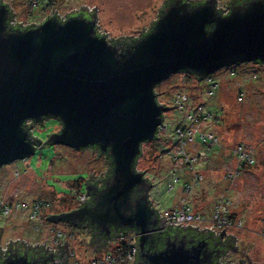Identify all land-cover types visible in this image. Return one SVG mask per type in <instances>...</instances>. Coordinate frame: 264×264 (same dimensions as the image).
I'll return each mask as SVG.
<instances>
[{"label":"water","instance_id":"obj_1","mask_svg":"<svg viewBox=\"0 0 264 264\" xmlns=\"http://www.w3.org/2000/svg\"><path fill=\"white\" fill-rule=\"evenodd\" d=\"M232 1L222 14L215 10L216 0L193 7L164 0L151 30L123 46L96 34V15L79 13L63 21L50 16L34 27L12 29V12L0 2V166L33 154L36 146L55 144L96 146L112 165L102 187L84 184L89 205L50 214L48 220L77 225L87 219L105 233L110 225L137 229L144 264L215 263L206 240L174 230L161 239L159 249L143 250L158 220L165 218L150 205L151 183L134 163L141 143L155 139L162 125L166 107L154 92L162 80L176 72L203 79L223 66L264 64V0ZM50 117L59 121L58 130H48L43 142L31 134V126L24 127L27 119ZM135 187L139 194L132 196ZM178 225L173 228L185 229ZM186 230L212 234L204 228ZM227 239L233 250L234 237ZM19 242L6 246L24 245ZM0 264L38 263L27 253L8 251Z\"/></svg>","mask_w":264,"mask_h":264},{"label":"rangeland","instance_id":"obj_2","mask_svg":"<svg viewBox=\"0 0 264 264\" xmlns=\"http://www.w3.org/2000/svg\"><path fill=\"white\" fill-rule=\"evenodd\" d=\"M2 1L13 9L14 22L23 26L36 25L54 12L63 18L80 9L90 12L96 6L97 30L110 39L141 37L164 6V0H53V7L45 9L42 0L37 4L35 0ZM229 1L216 0L215 7L226 14ZM210 76L218 84L211 97L203 79L183 72L171 74L154 87L157 101L166 107L162 127L156 133L158 139L141 143L135 170L142 171L150 181L148 197L156 211L172 212L181 203L190 202L191 213L206 217L205 221L193 222L196 229H210L216 237L224 229L221 236L234 237L235 248H227L214 264H264V64L223 66ZM182 96L185 97L181 100L182 109H178L177 100ZM200 107L211 113L209 120L199 125L200 130L215 136L216 146L204 158H196L197 169L189 170L181 164L182 157L176 155L181 142L176 127L187 126L185 118ZM58 126L56 118H46L33 124L31 130L43 139L48 130L56 132ZM197 140L198 137L191 145L186 143L185 150L196 153L200 147L193 144ZM238 145L248 156L241 162L236 154ZM106 168L105 157L96 149H73L60 144L37 148L23 159L1 165L0 202L11 208L7 216L0 217V246L19 241L24 245H43L46 241L52 243L58 232L61 235L72 232V238L65 235L64 239H71L77 258L85 264L92 253L84 229L65 222L53 224L48 216L79 207L87 197L83 178L103 174ZM171 172L175 177L190 174L200 180L187 193L180 188L182 180L167 191ZM217 205L225 209V220L220 224L212 222ZM120 240H110L107 250L113 247L126 250L129 239L123 237L127 241L119 245Z\"/></svg>","mask_w":264,"mask_h":264},{"label":"flooded vegetation","instance_id":"obj_3","mask_svg":"<svg viewBox=\"0 0 264 264\" xmlns=\"http://www.w3.org/2000/svg\"><path fill=\"white\" fill-rule=\"evenodd\" d=\"M53 15L58 17L56 14H53ZM44 119L46 118H43V120ZM28 122L31 123L28 126L30 127L33 124L40 123L41 121L34 122L31 119H27L24 122V125H27ZM31 134L35 136L33 133V130H31ZM40 140L41 142H43L45 138L40 139ZM36 147L42 148L44 146H36ZM86 148H92V149L97 150L96 146H90ZM98 154L103 155L105 157V163L107 164L106 171L103 174L98 175L96 177L88 174L87 177L83 180V184H92L100 188L103 185V181L107 179L108 177H110L112 165L110 163V158L107 157L105 153H99L98 151ZM143 177L146 178L144 174H143ZM167 191H170V190H167ZM138 194L139 192L136 189V187L133 188L131 195L136 196ZM148 194L150 193L148 192ZM148 200L151 205V201L149 197H148ZM90 203H91V197L87 196L85 201H83L80 206L84 204L89 205ZM183 204L185 203H181L180 206H182ZM63 212H66V211H63ZM59 213H62V212H59ZM53 214H58V213H53ZM59 222H64V221H59ZM51 223L55 224L58 222L51 221ZM65 223L67 225H70V227L78 226V227L83 228L86 235L88 236V249L92 253L91 254L92 256L86 259L87 263L85 262V264H144L143 259L140 256L142 250L138 244L139 237L141 235L139 230L134 229V228H129V227L128 228H116L115 226L110 225L108 227V231L105 233L103 231H100V229L96 227L94 223H91L87 219H84L83 221L79 222L77 225H73L68 222H65ZM171 230H174V232L178 231L179 236L184 233H187V238H194V239L203 238L204 240H206L208 242V249L214 252L213 262H216L217 260L216 258L221 256L227 250L230 244V242L227 241L228 239L224 238L223 236H220L217 238L213 236L212 234H201L199 232H196V231L194 232L192 230L190 231V230L181 229V228H164L162 226V222L158 220L155 231L152 232L149 236V239H147L143 243V246H142L143 250L159 249L161 247V239L165 237L166 235L170 234ZM65 235H69L71 236V238L73 236L72 232H68V233L65 232V234H62V235L58 233L55 236V238H53L52 243H48L46 241L45 244L43 245H37V244H31V245H25V246L23 245V246H20V249L26 250L25 253H27L29 256H32L37 261L38 264H82L81 259L77 258L75 254L76 253L75 250L71 247V243H70L71 239L66 241V239H64V237L66 238ZM123 237H127L129 239V241L124 240L125 242L127 241L128 247L126 250L124 248L120 249L116 247H113L112 250L110 251L107 250V243L110 240H118V238H120L121 240H120L119 245L124 244L125 242L123 241ZM131 248L133 250L132 260L130 259L131 256L129 255ZM16 250L17 248L15 247L8 248V246H6L4 251L0 252V260H2L6 256L8 251L17 253ZM103 258H106V260H103ZM108 258L110 260H107ZM105 261H108V262H105Z\"/></svg>","mask_w":264,"mask_h":264},{"label":"built area","instance_id":"obj_4","mask_svg":"<svg viewBox=\"0 0 264 264\" xmlns=\"http://www.w3.org/2000/svg\"><path fill=\"white\" fill-rule=\"evenodd\" d=\"M51 14H54V13H51ZM58 18H60V17H58ZM14 20H15L14 17H13V19H9L8 24H10L12 26H16L17 23L14 22ZM60 20H64V17L60 18ZM203 80L205 81V84L207 86V88H206L207 89V95L209 97L213 96L215 94V91H216V88L218 85L217 82L210 76V74L206 75L203 78ZM184 99H185V97L182 96L179 100H177L178 109H182V103H181L182 101L181 100H184ZM210 114L211 113L208 111V109H206L205 107H200L199 110H197V112L192 111L188 114L187 119L185 118V121H187L189 126L188 125L185 126V124H184L183 126H180V128L178 126L176 127L177 136L181 135V142L179 145L180 151L176 155H178L179 157H182L181 158V164H184L185 167H187L189 170L197 169V165L195 166V163H194V161L197 160L196 158H204V155H207L211 151V149L215 148V146H216L215 136L213 137V135L210 132H207L206 130L201 131L200 126H199L203 123H206L209 120ZM161 127H162V125L159 128L161 129ZM197 137L199 138V141L197 140V144H193V146H199L200 148H198L196 150V153H194V154L191 153L190 151L187 152L185 150L186 143L188 145H191V143H193ZM188 140L191 142H189ZM241 147L242 146L238 145V147L236 149L237 150L236 151L237 158L239 159L240 162L242 161V159H245V158L248 159V156L245 154V151ZM172 176H174V175L171 172V179L168 182L167 190H171L172 188H174L175 184L179 181V178H180L179 176H177V177L174 176L173 179H172ZM191 180H192L191 183H188V185H186L184 187V189L182 188L184 193L189 192L191 190V188L193 187V185L195 183H197L200 179L198 177H196V175H191ZM17 206H18V204H17ZM218 207L212 215L214 218V219L212 218V220H213L212 222L214 223V220H215V223L220 224L221 222H223V220H225L224 219L225 218V213H224L225 209H222V206H218ZM10 208L11 207L9 205H5V204H2L0 202V217L7 216L10 213ZM34 210H35V212H37L38 204H36ZM157 213H158L159 218L162 216L165 218V220L162 222V226L164 228H166L168 225H171V228H173L174 226L179 224L178 226H183L186 229L188 226L194 227L195 225H193V222H195V221L197 222V220H199V221H205L206 220V217L203 215H194L193 213H191L190 207L185 205V204H183L180 208L173 210L172 212H167V211L158 212L157 211ZM196 230H198V229H196ZM5 248L6 247H1L0 252L1 251L3 252ZM129 255L131 256L130 259L132 260V258H133L132 248H131ZM103 260H106V258H103ZM107 260H110V259L108 258Z\"/></svg>","mask_w":264,"mask_h":264},{"label":"trees","instance_id":"obj_5","mask_svg":"<svg viewBox=\"0 0 264 264\" xmlns=\"http://www.w3.org/2000/svg\"><path fill=\"white\" fill-rule=\"evenodd\" d=\"M43 2H44V7H45V9H46V7H53V6H51V5H53L54 3H53V0H42ZM171 0H167V3L168 2H170ZM181 1H187L188 3H189V6L190 7H193V6H195V5H197V4H199V3H201V2H203L204 0H199V1H197V2H192V1H188V0H181ZM241 0H233L231 3H238V2H240ZM0 2H3L2 0H0ZM39 2V0H35V3L37 4ZM5 3V2H4ZM35 3L34 4H32V5H30L31 7L32 6H34L35 5ZM40 3H42V2H40ZM7 4V3H6ZM166 5V4H165ZM164 5V6H165ZM30 7V8H31ZM11 10V9H10ZM13 10V9H12ZM215 10L217 11V12H220L221 13V11L219 10V9H217L216 7H215ZM12 12V11H11ZM160 12V11H159ZM79 13H81V14H83L85 17H89V16H91V15H96V13H95V11H91V12H89V11H86V10H79V11H77V12H72V13H69L66 17H68L69 15H74V14H79ZM13 14V13H12ZM50 16H55V15H53V14H51V15H47V16H45V18L44 19H46V18H48V17H50ZM56 17V16H55ZM66 17H64V19L66 18ZM43 19V20H44ZM56 19L58 20V21H63V20H60V18H58V17H56ZM42 20V21H43ZM42 21H40V22H42ZM37 25V24H36ZM36 25H27V26H23V25H20V24H18V25H16V26H11L10 28H12V29H14V28H21V29H27V28H31V27H34V26H36ZM153 26V25H152ZM152 28V27H151ZM151 28L149 29V30H147L145 33H143L141 36H143V35H145V34H147L150 30H151ZM206 29H211V25H208V26H206ZM96 34L98 35V36H105L106 37V39L111 43V44H115V45H120V46H123V45H129V44H131L133 41H135L136 39H138L139 37H137V38H123V39H110V38H107V36H106V34H103V33H100L98 30H97V23H96ZM254 63H258V62H254ZM234 65H236V64H234ZM238 65V64H237ZM183 73H185V72H183ZM186 74H189V75H192L191 73H186ZM24 127L26 128V129H28V125H24ZM97 148V147H96ZM213 149H215V148H213ZM98 150V149H97ZM218 150V149H217ZM140 155V154H139ZM139 157V156H138ZM137 157V158H138ZM135 166H136V161H135V163H134V168H135ZM111 169H112V167H111ZM81 179V178H80ZM179 180H182L183 181V184H182V186L180 187L181 189L183 188L184 189V187L186 186V185H188V183H191V175L189 174L188 176H186V177H184V178H182V177H180L179 178ZM179 182V181H178ZM79 183V182H78ZM81 183V182H80ZM194 185H196V184H194ZM193 185V186H194ZM185 205H187V206H190V202H188V203H185ZM195 232V231H194ZM20 243V242H19ZM16 244V245H11V244H9L8 245V248H17V250H16V252L18 253V254H21V253H25L26 252V250H21L20 249V246H23V245H21V244ZM0 248H1V246H0Z\"/></svg>","mask_w":264,"mask_h":264},{"label":"bare ground","instance_id":"obj_6","mask_svg":"<svg viewBox=\"0 0 264 264\" xmlns=\"http://www.w3.org/2000/svg\"><path fill=\"white\" fill-rule=\"evenodd\" d=\"M216 7H217V6H216ZM10 8H11V7H10ZM213 79H214V78H213ZM179 115H180V114H179ZM179 117H180V116H179ZM179 117H178V118H179ZM162 120H163V119H162ZM159 129H160V128H159ZM162 130H163V129H162ZM158 132H159V131H158ZM159 133H160V132H159ZM157 139H158V138H157Z\"/></svg>","mask_w":264,"mask_h":264}]
</instances>
